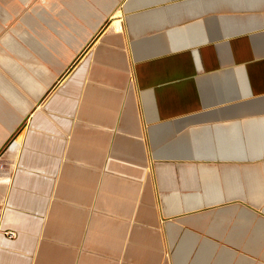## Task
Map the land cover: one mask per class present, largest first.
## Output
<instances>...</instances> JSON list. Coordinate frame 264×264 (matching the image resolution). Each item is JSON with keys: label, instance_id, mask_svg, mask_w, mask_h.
Segmentation results:
<instances>
[{"label": "crops", "instance_id": "0c3cea01", "mask_svg": "<svg viewBox=\"0 0 264 264\" xmlns=\"http://www.w3.org/2000/svg\"><path fill=\"white\" fill-rule=\"evenodd\" d=\"M18 1L41 0H0V18L21 15ZM43 1L56 22L42 27L45 59L20 46L36 74L9 59L23 86L4 92L24 116L50 93L29 116L11 191L35 212H6L2 230L21 235L0 233V264H68L86 222L92 248L119 249L121 261L74 264H170L167 249L173 264H264V0ZM117 10L122 32L111 29ZM3 110L0 152L23 119ZM152 203L156 241L141 224Z\"/></svg>", "mask_w": 264, "mask_h": 264}, {"label": "rangeland", "instance_id": "374dc122", "mask_svg": "<svg viewBox=\"0 0 264 264\" xmlns=\"http://www.w3.org/2000/svg\"><path fill=\"white\" fill-rule=\"evenodd\" d=\"M18 2L20 4V6H23V8L25 9L21 15H19L18 17H15L14 19L9 18L10 17V15H9V17H8L9 20L0 18V53L4 52V55L5 54L8 55V59L0 57V114L1 115H2L1 111L2 112L4 111L3 110L4 107H6L7 111H8L9 106L13 109V113H17L14 111L15 109L8 103L7 97L5 96L4 92L7 94H9L10 92L17 93V89H19L17 85L23 86L22 81L17 77V67H15V65H13L12 62H9V59L13 62L19 63L21 65L20 68H22L24 71H26L29 75L34 76V74H36V72L34 73V71L37 69V65L33 64L32 63L33 60L31 58H28L27 55H24V53L22 51H24L23 49H25V51H27V53L29 52V53L33 54V56H35L38 61H40L39 60L40 57L45 59V57L43 56V53L45 52V47H44V44L42 43L43 41L41 39V36L43 37L42 27L45 29L54 30V28L56 26L55 18H54V16H52V12H51L52 10L50 12L47 11L46 1L41 0V1L31 2L29 10L26 8L25 4H22V2H20V1H18ZM12 4H9V5H12ZM48 13L51 16L50 15L48 16ZM1 15H3V14H0V17H1ZM15 30L17 33H20V34L14 33ZM31 35L41 44V46L38 44H35L34 42L31 41L32 40ZM10 36L13 38V40L15 41L16 44L13 42H9L10 38H6V37H10ZM18 44H19V46H18ZM20 46H22L23 49L20 48ZM45 61H47V59ZM41 62H42V60H41ZM46 66H48V65H46ZM61 81L62 80H60V82ZM57 86H59V83L55 84V87L52 88L51 92ZM27 94H29L31 100L35 99V97L32 95L31 91H27ZM49 94L50 93H46L43 97H41L40 100L37 101L36 104L33 105L32 109L30 110V113H28L27 115L24 116L20 113H17L18 114L17 119L18 118H23V119H21L20 122L15 126V131L13 132L11 137H9V140L7 141L5 146L3 147L2 151L0 152V233H2L4 236H6L7 239L14 241V242L19 239L21 232L17 231L15 228H12L11 226L6 227V229L4 231L2 230V228H3L2 226L4 225L3 222H4L6 212L9 210H16V211L19 210L20 212L21 211H29L32 214L35 212L34 210H28V209H26V207L21 206L22 205L21 197L19 200L18 196H15L11 192L13 189V185L17 179L15 173L19 170V165H20L19 164V161H20L19 156L22 154V149H23V147L21 149V146L23 144L22 143L23 142V135H25L31 129L30 128L31 127V118H29V116L34 114V112L38 109V107H42V109H44L45 104L49 100L48 99ZM4 103H6L7 106H4ZM48 114L50 115V113H48ZM57 137H58V139L62 140V137H64V135L59 134ZM13 141L19 142L18 144H16L15 146L12 147L13 150L14 149L17 150V153H15V154H13L10 150L11 145H13V143H14ZM23 146H24V144H23ZM16 147H18V148H16ZM172 155L173 154H168V153L164 154V156H168V157L172 156ZM191 155L200 156L199 152H194L191 154L177 153V154H175V156L174 155L173 156L178 158V157H190ZM15 157H16V159H15ZM14 161H16V162H14ZM101 168L97 169V174L99 172H101V170H102ZM53 173L54 172L46 174L49 177L48 178V180H49L48 185H50V187H52V185L54 183L55 176L52 175ZM153 173L154 172H152V171L150 172L151 176ZM5 176L9 178V183H7L6 185L2 180V179H4ZM96 178H97V183L101 182V180L103 179V174L99 173V175H97ZM62 179L63 178H60V181H62ZM148 184L151 185V182L149 180H148ZM149 187L151 188V190L153 189V186H149V185L146 187V189H149ZM58 189H59V187H58ZM59 191H60V189H59ZM152 193H153V191L149 194H152ZM63 194H64L63 192L62 193L56 192L55 195L53 194L51 196V200L53 197L54 198L58 197V200H61ZM39 196H41V195H39ZM147 196H149V195L147 194ZM24 200H25V196H24ZM58 200H57V202H58ZM10 202H12V205L10 204ZM16 202L18 203V206H17V204L14 205ZM148 205H149V211L151 212L148 214L149 219L146 218L143 221V223H141V224L144 225L143 229H145V230L147 229L146 230L147 235L150 236L152 241H153V239L156 241L158 238V236L155 234V222H156V220H155V218H153L154 217L153 206H156V204L153 205V203H152V204H148ZM101 207L107 208V206L104 204H101ZM84 209H85V212L83 211ZM94 209H92L91 206H84L83 210L80 208V210H82V214L84 217L85 216L90 217L92 214H94L95 213ZM103 213L107 214L106 211ZM106 216H108V214ZM119 223H120L119 225H123L122 222H119ZM132 223L134 224L135 227H132L130 229V231H132V229H133V231L138 229V227H136V224L138 223L137 220H133ZM88 225H89V223L86 222V225L84 223V228H83V226H81L79 228L80 238L83 239L82 240L83 243L81 244V246L79 245V243L77 241V235L73 236V237H69V241H71V243L69 242V247H68L70 249L69 256H68V258H66L67 256H63L64 257L63 263L66 262V260H68V264H74L79 258L85 257V256H98V257L103 256L105 260H108V259L111 260L112 257H113V259H115V256L118 255L120 258V259L118 258V260L121 261L120 256L122 255V253L120 252L119 249L117 250V253H113V252L107 253L108 249H103L100 251L101 253H99V251H97V249L95 250V248L94 249L92 248V246H91L92 240L89 239V237H88V232H89V230H87ZM33 235H35V233L32 234V236ZM171 235H168V236H171ZM63 244L65 245V242L62 243V241L53 240L52 246L55 248L59 247L60 249L61 248L63 249L64 248ZM195 251L191 255H196L197 253ZM150 252L152 253L151 256L154 259V261H157L159 259V251H155V252L150 251ZM176 252H178V251H175L172 249L166 250V257L169 260L170 264L174 263V258H175ZM63 254H65V253H63ZM78 255H80V256H78ZM124 256H125V254H124ZM124 256H122V257H124ZM125 258H126V256H125ZM82 259H84V258H82Z\"/></svg>", "mask_w": 264, "mask_h": 264}, {"label": "bare ground", "instance_id": "6f19581e", "mask_svg": "<svg viewBox=\"0 0 264 264\" xmlns=\"http://www.w3.org/2000/svg\"><path fill=\"white\" fill-rule=\"evenodd\" d=\"M113 15L114 16L112 18L114 19V21L112 20L113 23H112L111 29L113 31H116V32H122V21H124V20L122 18L121 12L119 10H117V11H115L113 13ZM14 151L17 153V150L16 149H14Z\"/></svg>", "mask_w": 264, "mask_h": 264}]
</instances>
